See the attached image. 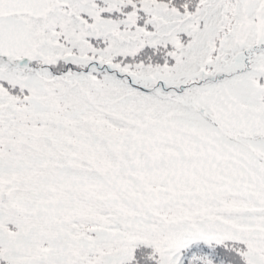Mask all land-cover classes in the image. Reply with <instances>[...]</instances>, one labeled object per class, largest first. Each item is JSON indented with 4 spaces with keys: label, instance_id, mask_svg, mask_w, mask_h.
Listing matches in <instances>:
<instances>
[{
    "label": "snow or ice",
    "instance_id": "6c2138e0",
    "mask_svg": "<svg viewBox=\"0 0 264 264\" xmlns=\"http://www.w3.org/2000/svg\"><path fill=\"white\" fill-rule=\"evenodd\" d=\"M0 264H264V0H0Z\"/></svg>",
    "mask_w": 264,
    "mask_h": 264
}]
</instances>
